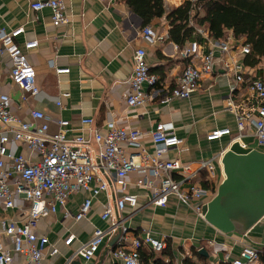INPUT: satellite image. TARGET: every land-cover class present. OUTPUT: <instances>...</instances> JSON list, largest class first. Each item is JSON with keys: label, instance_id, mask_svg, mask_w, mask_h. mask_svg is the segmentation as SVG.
Instances as JSON below:
<instances>
[{"label": "built area", "instance_id": "1", "mask_svg": "<svg viewBox=\"0 0 264 264\" xmlns=\"http://www.w3.org/2000/svg\"><path fill=\"white\" fill-rule=\"evenodd\" d=\"M189 1L188 27L193 28L201 42H187L180 51L185 66L175 87L161 98L160 104L168 105L175 99L189 100L202 78L211 76L221 66L230 77L225 111L233 116L235 130H212L206 135V141L229 137L231 144L237 142L247 148L243 139L251 131L255 148H264V58L253 66L239 62L238 57L245 58L250 54L249 46L230 39H212L206 29L194 24L202 0ZM30 9L33 12L48 9L53 27L68 24L64 0H38L30 3ZM23 34L22 27L8 31L0 28V57H7L8 76L20 94L21 103L40 94L35 70L27 59V52L37 48L38 42L19 44L18 38ZM140 40L154 46L163 37L147 25L141 30ZM216 52L218 58L214 56ZM232 53L235 55L230 56ZM132 60V72L126 80L128 108L145 105L149 97L144 87L154 88L158 83L157 76L150 73L143 48L134 49ZM68 72V69H55L57 75ZM241 90L245 95L236 98ZM62 96L67 98L69 95ZM56 105L60 106L59 101ZM11 106V97L0 89V264H53L51 259L59 254V240L50 242L46 234L40 233V222L57 214L73 224L85 221L94 200L101 194L108 196L109 202L102 206L99 219L108 223V227H93L90 239L79 244L69 261L94 259L118 228L122 235L109 252L112 262L140 264L143 246L160 254L165 243L153 238L149 232H143L142 237H133L127 243L128 231L122 225L121 214L126 208L136 210L138 203L137 195L129 193L131 187L146 191L148 205L154 208H165L169 198L173 197L203 219L202 206L212 198V189H215L214 161L220 164L224 152L210 160L182 163L166 157L169 150H181L184 143L175 135L170 122H159L151 130L142 132L108 121L101 132L93 127L92 118H84L80 124L87 128L91 139L84 135L68 138L71 131L68 121L51 120L42 111L34 109L21 120L12 112ZM51 123L57 126L55 133L49 132ZM146 136L151 152L143 144ZM202 173L206 175L208 188L200 183ZM133 174L137 178L132 182L129 177ZM75 196H81V201L77 211L72 213L68 205ZM73 241L74 236L69 234L62 243L69 247ZM224 262L257 264L258 250L244 246L235 258L226 256Z\"/></svg>", "mask_w": 264, "mask_h": 264}, {"label": "crops", "instance_id": "2", "mask_svg": "<svg viewBox=\"0 0 264 264\" xmlns=\"http://www.w3.org/2000/svg\"><path fill=\"white\" fill-rule=\"evenodd\" d=\"M35 1L38 0H0V28L8 31L22 27L24 34L18 38L19 44L32 40L38 42L37 48L27 52V59L35 70L40 94L25 103L20 102V94L9 79L7 57H0V89L11 97V109L18 119H24L29 110H39L51 120L68 121L71 129L68 138L84 135L87 139H91V136L87 128L80 124L84 118H92L93 127L101 132L108 121L142 132L151 130L159 122H170L175 135L184 143L181 150H169L166 157L182 163L210 160L229 148V137L214 142L205 139L215 129L235 130L233 116L225 111L230 77L222 71L221 66L211 76L202 78L189 100L175 99L168 105L160 104L161 98L175 87L185 66L180 51L187 43L178 48L167 41L170 27L165 16L149 24L163 40L148 46L140 40L143 28L140 19L123 3L115 0H64L68 24L53 27L48 9L31 11L30 3ZM185 1L164 0V5L167 9L176 8ZM229 39L244 43V39H235L231 32H227L226 39L222 41ZM137 47L145 50L146 63L150 73L157 76L158 83L154 88L144 87L149 97L145 105L128 108L125 102L129 92L126 80L132 72V57ZM233 55L235 53L230 56ZM214 56L218 58L219 54L216 52ZM238 58L239 62L245 63V58ZM55 69H68L69 72L57 75ZM63 94L69 96L65 98ZM243 94L245 91L241 90L235 96L239 98ZM57 101L60 106L56 105ZM56 131L57 126L51 123L49 132ZM250 135L251 131L243 139L244 143L264 153V148H255ZM143 144L149 152L152 151L147 136ZM214 166L217 178L213 186L216 189L222 180V169L216 161ZM136 178L134 174L129 177L132 182ZM129 193L137 195L138 203L136 210L126 208L121 214L122 225L128 231L127 243L131 238L142 237L143 232H149L153 238L164 241V250L169 242L172 264H183L185 259L200 264L198 258L192 255V248L197 252L205 250L209 264L224 262L226 256L235 258L244 246L256 250L264 248V217L243 236H225L173 197L169 198L165 208H154L148 205L146 191L131 187ZM80 201L81 196H75L68 205L72 213L77 211ZM108 202V196L101 194L94 200L87 220L76 224L63 220L60 214L40 222V233L46 234L50 242L59 240V254L51 259L53 264H117L110 260L109 252L102 259L108 242L89 262L79 258L69 261L79 244L90 239L93 227H108V223L99 219L102 206ZM69 234L74 236V241L66 247L62 242ZM140 253L146 257L153 254L155 258L161 257V264L170 261L169 257L153 253L147 246H143ZM143 264L153 263L149 260Z\"/></svg>", "mask_w": 264, "mask_h": 264}, {"label": "trees", "instance_id": "3", "mask_svg": "<svg viewBox=\"0 0 264 264\" xmlns=\"http://www.w3.org/2000/svg\"><path fill=\"white\" fill-rule=\"evenodd\" d=\"M123 3L128 10L140 19L142 27L151 23L154 19L166 17L170 30L168 42L175 44L178 48L186 42H201L199 37L194 35V30L188 27V13L191 8L189 0L176 8L167 9L164 0H115ZM194 24L207 30L209 36L214 40H225L227 32H231L235 39H244V44L250 48V54L245 57V64L253 66L264 58V0H202L201 10L195 15ZM201 185L209 187L206 175L201 174ZM214 192V190L212 189ZM169 247V242H167ZM160 253L161 256L170 258L168 264H172V253L170 249ZM192 255L196 256L200 264H209L208 260L199 255L192 248ZM149 260L153 264H161L162 259L155 258L154 254L146 257L141 256L140 264ZM183 264H196L185 259ZM219 264H228L220 262ZM264 264V248L258 250V263Z\"/></svg>", "mask_w": 264, "mask_h": 264}, {"label": "water", "instance_id": "4", "mask_svg": "<svg viewBox=\"0 0 264 264\" xmlns=\"http://www.w3.org/2000/svg\"><path fill=\"white\" fill-rule=\"evenodd\" d=\"M220 166L222 180L213 197L202 206L201 215L216 232L243 236L264 217V153L235 142L223 153ZM121 235L118 228L106 244L102 259ZM198 254L207 257L203 249Z\"/></svg>", "mask_w": 264, "mask_h": 264}]
</instances>
